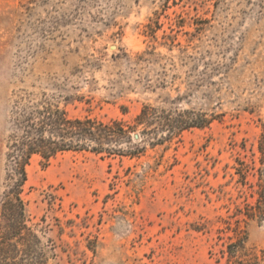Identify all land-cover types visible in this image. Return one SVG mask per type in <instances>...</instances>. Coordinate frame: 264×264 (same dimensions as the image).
<instances>
[{
  "label": "rangeland",
  "instance_id": "rangeland-1",
  "mask_svg": "<svg viewBox=\"0 0 264 264\" xmlns=\"http://www.w3.org/2000/svg\"><path fill=\"white\" fill-rule=\"evenodd\" d=\"M38 103L128 125L152 109L119 142L136 157L31 158L29 225L41 247L75 252L47 264H225L232 243L264 254V222L244 216L264 185V0H0V199L14 113ZM196 118L208 124L157 142Z\"/></svg>",
  "mask_w": 264,
  "mask_h": 264
},
{
  "label": "trees",
  "instance_id": "trees-1",
  "mask_svg": "<svg viewBox=\"0 0 264 264\" xmlns=\"http://www.w3.org/2000/svg\"><path fill=\"white\" fill-rule=\"evenodd\" d=\"M14 133L6 152V189L0 199V264H47L55 257V250L75 254L68 243L60 239V246L48 241L41 247L35 230L29 225V213L22 194L27 181L26 167L33 156H37L43 166L58 154L69 151H90L94 154L118 155L128 158L136 157L143 149L139 145L121 150L119 142L132 141L131 134L139 126L147 127L152 109L144 106L133 120V125L121 121L102 123L88 116L74 118L64 107L51 103H38L21 107L14 113ZM208 124L204 118L178 121L175 127L168 129L160 141H171L181 131L189 128H203ZM145 130L142 131V135ZM93 143V146L87 143ZM257 198L244 216L247 219L258 218L264 222V185L257 183ZM64 233L58 227L61 238ZM225 264H264V254L258 258L256 254L244 253L236 257L237 244L227 246ZM125 264V263H118Z\"/></svg>",
  "mask_w": 264,
  "mask_h": 264
},
{
  "label": "water",
  "instance_id": "water-1",
  "mask_svg": "<svg viewBox=\"0 0 264 264\" xmlns=\"http://www.w3.org/2000/svg\"><path fill=\"white\" fill-rule=\"evenodd\" d=\"M110 49H111V50H115L116 48H115L114 46H111ZM133 138H134V140H138V139H139V135L134 134V135H133Z\"/></svg>",
  "mask_w": 264,
  "mask_h": 264
}]
</instances>
